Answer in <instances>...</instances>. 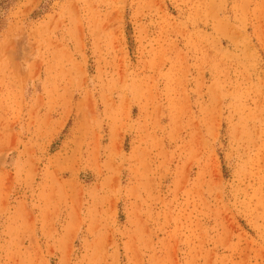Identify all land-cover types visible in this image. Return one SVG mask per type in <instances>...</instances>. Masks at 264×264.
<instances>
[{"label":"rangeland","instance_id":"374dc122","mask_svg":"<svg viewBox=\"0 0 264 264\" xmlns=\"http://www.w3.org/2000/svg\"><path fill=\"white\" fill-rule=\"evenodd\" d=\"M0 264H264V0H0Z\"/></svg>","mask_w":264,"mask_h":264}]
</instances>
